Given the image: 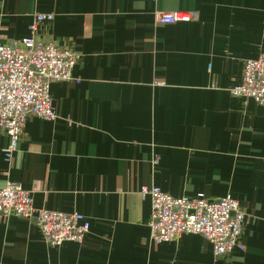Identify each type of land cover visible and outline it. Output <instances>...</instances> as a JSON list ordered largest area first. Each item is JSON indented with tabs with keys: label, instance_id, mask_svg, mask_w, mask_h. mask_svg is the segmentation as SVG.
<instances>
[{
	"label": "crops",
	"instance_id": "crops-1",
	"mask_svg": "<svg viewBox=\"0 0 264 264\" xmlns=\"http://www.w3.org/2000/svg\"><path fill=\"white\" fill-rule=\"evenodd\" d=\"M196 12L156 23V12ZM37 35L81 55L50 91L57 117H31L19 150L0 128V187L19 182L37 208L80 212L82 242L0 217V264H264V107L230 89L264 54V0H0V42ZM231 195L246 214L245 250L216 257L189 233L155 244L150 195Z\"/></svg>",
	"mask_w": 264,
	"mask_h": 264
},
{
	"label": "built area",
	"instance_id": "built-area-1",
	"mask_svg": "<svg viewBox=\"0 0 264 264\" xmlns=\"http://www.w3.org/2000/svg\"><path fill=\"white\" fill-rule=\"evenodd\" d=\"M196 12H156V23L191 22ZM52 13H37L30 25L31 35L14 44L0 42V128L9 137L5 160L11 162L19 150L27 121L31 117L54 120L57 112L50 91L55 81H66L81 55L37 35L40 25L52 21ZM235 95L252 98L264 107V54L245 60L242 80L230 89ZM150 195L152 212L149 225L155 244L195 233L206 238L216 257L244 251L243 228L246 214L231 195L210 202L203 194L175 197L158 186H143ZM17 216L34 221L43 239L53 246L66 241L82 242L90 222L80 212L37 208L32 192L19 182L0 187V217Z\"/></svg>",
	"mask_w": 264,
	"mask_h": 264
}]
</instances>
